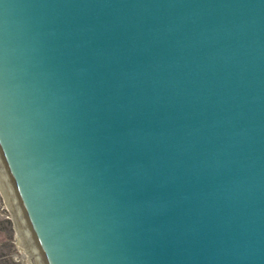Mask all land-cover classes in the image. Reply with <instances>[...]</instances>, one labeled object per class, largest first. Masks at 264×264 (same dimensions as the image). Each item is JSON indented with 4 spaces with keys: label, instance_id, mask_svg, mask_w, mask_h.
Here are the masks:
<instances>
[{
    "label": "water",
    "instance_id": "obj_1",
    "mask_svg": "<svg viewBox=\"0 0 264 264\" xmlns=\"http://www.w3.org/2000/svg\"><path fill=\"white\" fill-rule=\"evenodd\" d=\"M0 159L45 264H264V0H0Z\"/></svg>",
    "mask_w": 264,
    "mask_h": 264
},
{
    "label": "rangeland",
    "instance_id": "obj_2",
    "mask_svg": "<svg viewBox=\"0 0 264 264\" xmlns=\"http://www.w3.org/2000/svg\"><path fill=\"white\" fill-rule=\"evenodd\" d=\"M0 167L3 175L5 172L8 184H10L6 187L0 174V264H45L38 245L24 219L1 159ZM14 200H16L17 205H15ZM22 227L25 228L26 233L22 232ZM29 243H31L32 249L29 247Z\"/></svg>",
    "mask_w": 264,
    "mask_h": 264
},
{
    "label": "bare ground",
    "instance_id": "obj_3",
    "mask_svg": "<svg viewBox=\"0 0 264 264\" xmlns=\"http://www.w3.org/2000/svg\"><path fill=\"white\" fill-rule=\"evenodd\" d=\"M1 168V167H0ZM0 174L2 175V179H3V182H4V185L6 186H8V185H10V184H8L9 182H8V180H7V177L5 176V172H4V175H3V172L1 171V169H0ZM6 186V187H7ZM14 198V197H13ZM15 201L16 200H14V203H15ZM15 205H17L16 203H15ZM18 207V206H17ZM18 210H20L19 208H17ZM22 215V214H21ZM22 217V216H21ZM20 218V217H19ZM21 222H22V218H21ZM22 229H23V227H22ZM22 232H24V233H26V231H25V228L22 230ZM29 234V233H28ZM27 240H28V238H27ZM30 244V246L29 247H31V249H32V245H31V243H29Z\"/></svg>",
    "mask_w": 264,
    "mask_h": 264
}]
</instances>
